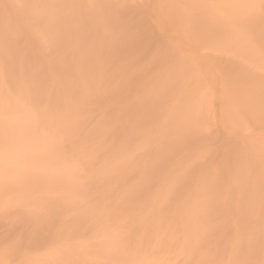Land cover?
Returning a JSON list of instances; mask_svg holds the SVG:
<instances>
[{"label": "bare ground", "instance_id": "1", "mask_svg": "<svg viewBox=\"0 0 264 264\" xmlns=\"http://www.w3.org/2000/svg\"><path fill=\"white\" fill-rule=\"evenodd\" d=\"M0 264H264V0H0Z\"/></svg>", "mask_w": 264, "mask_h": 264}]
</instances>
